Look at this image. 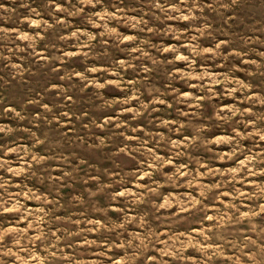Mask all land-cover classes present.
<instances>
[{"label":"rangeland","instance_id":"rangeland-1","mask_svg":"<svg viewBox=\"0 0 264 264\" xmlns=\"http://www.w3.org/2000/svg\"><path fill=\"white\" fill-rule=\"evenodd\" d=\"M0 264H264V0H0Z\"/></svg>","mask_w":264,"mask_h":264}]
</instances>
